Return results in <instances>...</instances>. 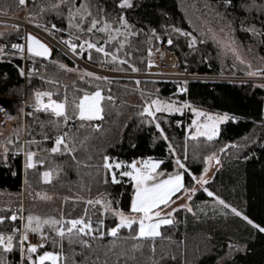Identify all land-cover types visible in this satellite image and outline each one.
Segmentation results:
<instances>
[{"label":"trees","instance_id":"obj_1","mask_svg":"<svg viewBox=\"0 0 264 264\" xmlns=\"http://www.w3.org/2000/svg\"><path fill=\"white\" fill-rule=\"evenodd\" d=\"M119 1L28 0L26 15L42 26L53 24L56 38H71L74 43L89 37L87 29L92 18L116 20L123 16L133 34L122 47L126 61L120 64L122 69L144 70L147 48L156 45L157 37H161L164 47L173 52L179 67L188 73H241L236 62L221 60L211 40L199 38L196 24L211 19L212 8L218 17L211 21L229 23L235 38L251 47L255 56L264 58V0H131L130 7L119 6ZM80 2L90 6L91 15L82 22H73L79 27L70 26L68 5ZM22 8L19 0H0V15L14 17ZM0 26L6 27L0 34V46L12 47L22 41V27L2 23ZM182 32L193 36L196 44L188 46V36ZM39 59L49 63H32L26 71V98L31 100L34 90L48 89L53 99L65 102L70 120L42 111L26 117V138L37 141L34 148L40 164L33 167L23 166L19 152L12 155L20 150V136L13 134L10 142L6 140L8 157L0 161V217H4L0 233L13 236V248L5 252L0 247V264H28L27 252L21 253L20 233L13 229L21 223L26 227L29 216L41 221L53 218L62 221L65 227L69 220L83 219L92 226L93 236L78 234L70 240L67 235L57 236L54 227L42 224L36 232L44 236V244L36 251L58 253V264H264V233L237 216L228 221L230 235H227L219 228L212 231L183 224L184 208L178 207L171 215L172 223L161 225L158 236L138 238L137 224L121 227L116 235H110L109 229L115 228L119 220L115 213L101 210L105 203L113 211L131 213L133 191L132 182L126 177L113 182L109 169L104 167L105 157L122 162L146 157L158 159L162 174H182L183 188L172 196L175 198L185 189H192L206 167L205 157L218 155L219 166L203 188L264 227V88L251 82L188 81L179 98L234 118L221 123L212 139L192 138L184 130L189 115L161 111L155 117L142 115L145 103L154 97L167 99L173 95L175 83L75 77L64 67H72L74 63L55 48L50 58ZM11 60L22 66L20 58ZM98 88L104 99L101 117L95 120L99 125L95 126L93 120L76 118L72 109L83 93ZM4 106L15 114L21 103L16 100ZM62 131L70 150L65 151L60 145L57 152H52L53 139ZM33 146L30 144L28 148ZM177 159L183 169L175 164ZM55 169L59 173L49 181L41 178L42 170ZM203 188L194 191L191 202L210 198ZM39 193L52 199L40 198ZM22 194L25 222L10 219L20 214Z\"/></svg>","mask_w":264,"mask_h":264},{"label":"rangeland","instance_id":"obj_2","mask_svg":"<svg viewBox=\"0 0 264 264\" xmlns=\"http://www.w3.org/2000/svg\"><path fill=\"white\" fill-rule=\"evenodd\" d=\"M27 1L28 0H25V3L23 4V8L20 10L17 16L12 17V16H6V15H0V24L2 23L5 25L8 24L10 26L13 25L17 27H22L24 31L23 33H25L26 31H32L37 36L45 40L50 45L51 48H55L59 50L62 54H64L74 63V66L72 67H67L66 65H64V67H66V70L68 72L73 73L75 77H79V78L89 77L88 73H92L93 75L91 76L96 77L101 80L132 79L135 82H138L141 79H149L153 81H168L169 80L164 75H161L159 72L148 69L146 60H145L144 70H137L135 68L136 71H133V67L130 68L129 70L122 69L120 64H123L126 62L123 56L122 47L127 43L129 36L133 34V32L130 29V26L128 25L125 19L124 20L127 26L121 24L120 17L116 20L115 19H105L101 17L95 18L96 20L99 21L97 25V29L100 27H103V24L106 21L111 26L109 31L100 32L97 29H93L92 32H89L90 35L87 39L81 40L80 43H74L72 42L71 38H68L66 40L56 38L53 34V27H54L53 24H51L49 27H45V26L40 25L39 23L30 21L26 15ZM130 3H131V0H130ZM80 4L81 2L79 4L73 3L72 5L71 4L68 5V18L69 19H70L69 17L70 7L73 9L79 8ZM118 5L121 6V0L118 2ZM209 10H211L209 17H212V18L215 17L216 12L213 13L214 10L212 11V8ZM211 19L208 18L206 20L201 21L199 24H196L197 29H199V32H200V35H199L200 40H202L201 38L205 40L206 39L211 40L212 43L215 46H217L221 60L223 62L226 60H229V62L230 61L236 62L237 64H239L242 72L241 73H229V74L228 73H219V74H198V73L190 74L188 73V76H185L183 74L182 75L179 74L176 76H170L171 80L169 81L175 83L176 91L173 93V95L169 96V98L167 99L160 98V97L154 98L155 100H159L162 104H173L174 107L177 109L176 111H164V112L183 114L186 116L189 115V122L185 124L184 130H185V135L187 137H192V138L196 137L193 134L197 132V127L196 125L193 124V121L194 120L197 121L199 125H204L206 122H208V116L206 115L200 116V115H197L196 112L210 114L212 117H216V118L222 117L225 115L228 117L227 119L219 120L217 122V125H216L217 132L213 137L217 136L218 131H219V126L221 123L227 121L228 119H234V118L228 113L210 111L208 109H204V108H201L200 106L189 103L187 100H182L181 98H179L178 94L185 92V85L188 81H228V82H237V83L251 82L255 84L256 86L264 88V58L255 56L254 53L252 52L251 47L249 46L247 47L243 43L238 41L235 38L234 34L232 33V30L230 28L231 25L229 23H222L219 20L211 21ZM22 21H27L28 23L32 24L36 28L33 30L27 29L22 25ZM76 21L80 22L79 16H77L73 20V22H76ZM91 21H90L89 26L91 25ZM117 29L119 30L118 32H117ZM4 30H6V27L0 26V34H1V31L3 32ZM187 36H188V41H187L188 46H190V44L191 46L195 45L197 40L193 36H190V35H187ZM23 37H24V34L21 37V39H23ZM193 39L195 40V43H191ZM69 41L73 44H76L77 47L75 49L70 48L67 43ZM88 43H93L97 45L98 47L103 46L104 52H97L95 48L89 49L87 46ZM158 44H163L161 37H157L156 45ZM81 45H83V47H81ZM150 46H153V45H150ZM149 47L147 48L146 53ZM15 50L17 49H14L13 47H9L6 45L0 46V91H8L7 92L8 94L15 97L16 100H19L21 103L20 111L15 114H11L8 111H6L4 105L6 103L13 102L16 100L6 102L3 105V107H1L0 109V161H4L5 159H7L8 157L7 147L9 146V144H7L6 140L10 142V137H12V135L14 134L15 136H20L21 146H20V150L13 151L12 155L19 152L22 156L23 166L27 167L26 153L29 151L34 154L33 166L36 164H40V163L38 162L36 158L38 151L34 148L35 143L37 141L26 138V130H25L26 129V117L32 116V113L34 111L45 112L42 109L38 110L37 107L34 106L36 103L34 93L37 91H43V92H51V91H49L48 89H37L32 92L31 100L30 99L28 100L26 98L25 86L23 84V81H18L19 79H21V72L22 73L24 72V67L26 64L23 63L24 60H22V66H16L12 62L11 58L13 57L19 58V56L23 54L22 52H19L18 50L15 51ZM105 52L109 53V55L106 56L104 54ZM113 56L116 57L115 60H113L112 58ZM38 62L41 64L49 63L48 61H42L41 59H38V61H33L32 63H38ZM179 89H183V91H180ZM95 91L96 90L91 91V92H85L80 97H82L86 93L91 94L92 92H95ZM80 97L75 102L76 104L74 103L72 110L75 111V108H76L75 105L79 104ZM193 109H195L196 112H194ZM152 110L154 112L156 111L155 108H153ZM75 112L78 113L77 108ZM93 119L98 120V118H93ZM69 120L70 119L66 121H69ZM200 131H204V129L201 128ZM65 134H66L65 131H62L60 134L56 136V138L58 136H63L64 142L66 144ZM199 136H204L207 138L206 135H199ZM30 144H34L32 149L28 148ZM5 149L7 151H5ZM207 157H210V158L214 157V158L209 159L207 161L206 167H205L207 171H205L204 169V171L202 172L203 178L205 181L209 180L212 177L214 171L219 166L218 155H209ZM134 160L136 161V159ZM112 162L113 161L109 163H112ZM157 171L161 173L158 167H157ZM45 172L49 173L50 178L55 177L59 173L57 169L48 170V171L42 170L41 178L46 179L45 177L42 176V173H45ZM109 172H110V177L112 180H113L114 175L116 177V180L119 179L120 176L116 174V172H119V169H116L113 166L111 170L109 169ZM201 175L192 187V189H195V191L198 190L199 188H203V186L199 182ZM163 178H167V176H163ZM192 189L187 190V191L185 190L182 191V193L178 197H175V198L171 197L170 202L167 205H160L159 211L161 212V218L172 220L171 216L169 217L167 214L171 213L172 215L173 209L182 207L184 208L183 224L187 226H192V227H201L204 229H210L212 231L217 230V228H219L218 230H221L222 232L227 234V229L229 228V224H230V222L228 221L232 220V218L236 216L234 213L231 212V208H236V207L226 202L225 204L229 205L230 207L226 208L224 207V205L219 204L216 199L218 196L214 192L209 190L208 188H207L208 191L214 194L213 196H209L210 198L204 201L191 202V200L188 197L189 196L192 197V194L194 193ZM205 193L207 194V192ZM37 196L40 198L46 199V200L52 199L50 195L45 194V193H39ZM23 198L24 196L22 194V198H21L22 201L20 204L21 211H20L19 216L22 215L23 220L25 222L26 216L24 214ZM219 199L222 200L220 197ZM102 205L103 206L101 210H106L108 214L115 213L116 217L119 220L117 213L122 212V211L120 210L113 211V209L108 208L109 205L105 203H103ZM130 207H131V202H130ZM189 209H191V211H189ZM122 213L125 216H127L129 219H133V218L136 220L139 219V214L124 213V212ZM237 217L243 219L242 216H237ZM245 222L247 223V221ZM86 223H89V222H86ZM23 227L25 229L23 234L27 236V239L23 241L19 239V243H20V249H21V245H23L24 251L27 252V245L25 244L26 242L30 240L36 241L34 237L35 234H37L39 239L41 238L43 241H44V236L40 235L37 232H33L30 228H26L25 224L23 225ZM32 227H36V224H32ZM138 227L139 226L137 224V231H138ZM91 229H92V226H91ZM93 235H94V230L92 229V231L89 233V237ZM227 235H230V234H227ZM46 251L53 252V251H48V250H44L41 253H37V251L35 253L27 252L25 257L27 258V260L29 256L35 259L36 255L37 256L42 255ZM46 263H51V262L45 261V264Z\"/></svg>","mask_w":264,"mask_h":264},{"label":"snow or ice","instance_id":"obj_3","mask_svg":"<svg viewBox=\"0 0 264 264\" xmlns=\"http://www.w3.org/2000/svg\"><path fill=\"white\" fill-rule=\"evenodd\" d=\"M227 2V0H226ZM19 3L23 5L25 3V0H19ZM128 6L130 7V0H121V7ZM89 5L85 3H81L79 8H71L69 9V25L79 27V24H73V20L79 16L81 22L83 21V18L85 16L91 15L89 12ZM121 24L126 25V22L124 20V17H120ZM99 21L95 18L92 19L91 25L88 27V31L92 32L93 29H97ZM110 24L108 22H104L103 27L98 28L97 30L100 32H107L110 29ZM119 30L117 29V32ZM176 31H180L179 29H176ZM183 35H190L189 33H182ZM111 38V37H110ZM69 47L72 49H75L77 47L76 44L71 43L70 41L67 42ZM168 43H171V40L168 41ZM191 43H195V40ZM89 49L95 48L97 52H104L103 46H97L93 43L87 44ZM191 46V44H190ZM12 47L14 49H19L22 46L19 44H13ZM83 47V45H81ZM27 50L29 53H34L37 56L41 57H47L49 54V49L46 45L41 43L38 39L33 37L31 34L27 36ZM106 56L109 55V53H104ZM113 60L116 59L115 56L112 57ZM63 67V65H61ZM133 71H136L135 68H133ZM21 74H23L21 72ZM89 76L93 75L92 73H88ZM106 79V78H104ZM180 91H183V89H179ZM52 93L51 92H40L37 91L34 93L35 96V102L36 107L38 110H44V111H51V113L57 117H62L65 121L69 119L67 112H66V105L65 102H58L56 100L52 99ZM43 97H47L48 100L45 102L43 100ZM104 99V97L101 94V91L99 88L92 92L91 94H85L82 97H80L79 104L75 105V107L78 109V116L80 119H88L91 120L93 118H100L102 113V107H101V101ZM108 99H111L109 97ZM153 108L156 109V111H176L177 109L174 107L173 104H162L159 100H151L150 103H145L143 108V114H146L151 117H155V112L152 110ZM194 112H196L195 109H193ZM197 115L200 116H208V122H206L204 125H199L197 121H193V124L197 127V132L193 135H206L208 139H212V137L217 132V122L219 120L227 119L228 117L222 116V117H212L210 114L205 113H199L196 112ZM157 129L160 128V124H156ZM203 128L204 131H200V129ZM66 135V134H65ZM161 135L163 133L161 132ZM64 145L65 151H69L68 145L64 142L63 136H58L55 141V145L52 147V152H57L59 150L60 145ZM171 145H169V149H171ZM5 151H7L5 149ZM27 167H33V156L34 154L32 152H27ZM214 158V157H212ZM210 157H205V162L209 159H212ZM161 163L159 160H153L152 158L145 159L140 166H137V161H132L131 164L123 165V162L117 163L113 161L112 163H109V158L105 157V163L104 167L106 169H112L113 166L116 169H120L122 166H126L129 170L121 172L120 175L124 177H129L132 182V198H131V207L130 212L134 214H139V219H129L127 216H125L122 212H118L117 215L119 217V223L116 225L115 228L109 229L110 235H116L117 230L121 227H131L133 224H138V231L136 233L138 238H147V237H155L158 236L159 228L161 225H166L172 223L171 219H164L161 218V212L159 211L160 205H167L170 202V198L173 196L174 193L179 192L183 188L182 183V174L175 173V174H162L157 171L158 165ZM175 164L178 166V168L183 169L184 165L180 162V160H176ZM207 171V169H205ZM46 179L49 178V173L45 172L42 174ZM166 175L167 178H163V176ZM113 182L117 183L115 175L113 176ZM200 184L203 186L205 183V180L203 178V174L200 178ZM187 191V189H185ZM194 192L195 189H192ZM204 191L207 192L208 196H213L214 194L210 191H208L207 188H204ZM191 199V196L188 197ZM217 202L221 205H224V207H230L229 205L225 204L223 200H220L219 197L216 198ZM96 203H101L100 201H96ZM175 211V209H173ZM191 211V209H189ZM231 212L234 213L236 216H242V218L247 221L248 224L252 225L254 228L259 229L260 232L264 233V227H261L258 224H255L252 220H250L247 216H244L240 211H238L236 208H231ZM169 217L171 216V213L167 214ZM10 219L15 220L16 216L13 215ZM4 217H0V221H3ZM33 221L36 222V227H32ZM42 224H47L56 230V234L59 237H64L67 235L69 239L71 240V237L78 235V234H88L92 231L90 223H85L83 219H75V220H69L67 221V227L64 226L62 221H57L53 218H48L43 221L40 220L39 217H28V225H26V228H30L33 232L39 231ZM79 226V227H78ZM87 230V232H86ZM18 230L14 229L13 232H17ZM103 235V233H101ZM27 236L22 234L21 240H26ZM82 243H87L86 241H81ZM0 247L4 249L5 252L10 251L13 248V236L7 235L5 236L3 233H0ZM37 250V246L33 244H29L27 246V252L28 253H35ZM23 245H21V253L23 255ZM58 253L54 252H44L42 255H38L33 259L31 256L28 257V264H45V261H50L51 264H58Z\"/></svg>","mask_w":264,"mask_h":264},{"label":"built area","instance_id":"obj_4","mask_svg":"<svg viewBox=\"0 0 264 264\" xmlns=\"http://www.w3.org/2000/svg\"><path fill=\"white\" fill-rule=\"evenodd\" d=\"M15 51H17V50H15ZM19 52L23 53L21 56H19V58L21 60H24L23 63L26 64L24 67V72H23V74H21V79H22L23 84H24L26 71L28 69H31L32 62L38 61L39 57L31 56V55L25 53L24 51H19ZM146 63H147L148 69L155 70V71L159 72L161 75H164L169 80H171L170 76H176L179 74H181V75L183 74L185 76H188V72H186L184 69H181L179 67L178 61L176 60L173 52L170 50H167L163 44L153 45V46L149 47V49L146 53ZM40 92H43V91H40ZM13 100H16V98L11 96L10 94L0 93V109H1V107H3V105L6 102L13 101ZM43 100L45 102H47L48 98L43 97ZM34 106L36 107V103ZM45 112H47V111H45ZM94 125L98 126L99 122L95 121ZM16 218H19L21 220V222H23V216L22 215H20V216L16 215ZM14 229L18 230L17 232L20 233V239H21V235L24 233V230H25L23 227V223H21V226L19 228L15 227ZM86 232H87V230H86ZM83 235L86 238L89 237V233L83 234ZM34 237H35L37 242L34 240H32V241L30 240V241L26 242L25 244L27 246L29 244L37 245V247L42 246L44 241L41 238L39 239L37 234H35Z\"/></svg>","mask_w":264,"mask_h":264},{"label":"crops","instance_id":"obj_5","mask_svg":"<svg viewBox=\"0 0 264 264\" xmlns=\"http://www.w3.org/2000/svg\"><path fill=\"white\" fill-rule=\"evenodd\" d=\"M155 98V97H154ZM153 98V99H154ZM153 99H151V100H153ZM53 100H56V99H53ZM151 100L148 102V103H150L151 102ZM56 101H58V102H62V101H59V100H56ZM76 104V103H75ZM75 111H76V108H75ZM47 112H50L51 113V111L49 110V111H47ZM156 112H160V111H155V113ZM164 112V111H163ZM75 114H76V118H79V116H78V113H76L75 112ZM99 119V118H98ZM91 120H93V121H95V120H97V119H91ZM196 136H199V135H196ZM56 138V137H55ZM54 138V140H53V146L55 145V141H56V139ZM52 146V147H53ZM147 158H149V157H146V158H139V159H136V161H137V166H140V164L145 160V159H147ZM150 158H152V159H154V160H158V159H155V158H153V157H150ZM111 161H115V162H117V163H120V162H122V161H119V160H116V159H111V160H109V162H111ZM215 161V160H214ZM130 163H132L131 161L130 162H123V165H128V164H130ZM129 169L126 167V166H122L120 169H119V172H116V174L118 175V176H120V177H124V176H121L120 175V173L121 172H124V171H128ZM48 171V170H47ZM43 174V173H42ZM43 176V175H42ZM44 177V176H43ZM126 178H128L129 180H130V178L129 177H126ZM44 181H49L51 178L49 177V178H47V179H44V178H42ZM131 181V180H130ZM37 256V255H36Z\"/></svg>","mask_w":264,"mask_h":264},{"label":"water","instance_id":"obj_6","mask_svg":"<svg viewBox=\"0 0 264 264\" xmlns=\"http://www.w3.org/2000/svg\"><path fill=\"white\" fill-rule=\"evenodd\" d=\"M31 34L33 37H35L36 39H38L41 43H43L44 45L47 46V48L49 49V54L47 57H41V56H37L35 55L34 53H29L28 50H27V36ZM19 45H21L22 47L19 48L18 50H24L27 54H30V55H33V56H36V57H39V58H43V59H48L51 57V53H52V48L50 47V45L45 41L43 40L42 38H40L39 36H37L35 33H33L32 31H26L25 34H24V37H23V40L22 42L20 43H17Z\"/></svg>","mask_w":264,"mask_h":264},{"label":"bare ground","instance_id":"obj_7","mask_svg":"<svg viewBox=\"0 0 264 264\" xmlns=\"http://www.w3.org/2000/svg\"><path fill=\"white\" fill-rule=\"evenodd\" d=\"M22 25L25 27V28H27V29H31V30H33V29H35L36 27L35 26H33L32 24H30V23H28L27 21H22ZM25 34V33H24ZM23 40V39H22ZM22 42V41H21ZM18 50V49H17ZM18 51H24V50H18ZM25 52V51H24ZM26 53V52H25ZM30 55V54H29ZM31 56H33V55H31ZM36 57V56H35Z\"/></svg>","mask_w":264,"mask_h":264}]
</instances>
